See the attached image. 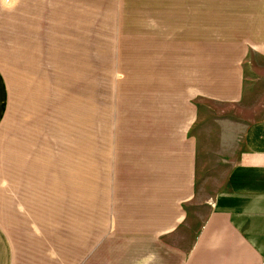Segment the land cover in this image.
Listing matches in <instances>:
<instances>
[{"label":"rangeland","instance_id":"obj_1","mask_svg":"<svg viewBox=\"0 0 264 264\" xmlns=\"http://www.w3.org/2000/svg\"><path fill=\"white\" fill-rule=\"evenodd\" d=\"M253 4L0 0V64L10 87L5 165L11 167L14 159L13 140L22 161H52L54 177L68 161V177L52 180L47 193L33 192L22 207H140L125 191L142 162L179 157L182 169L173 172L183 175V165L194 158L196 203L181 202L183 211H191L181 237L184 249L203 224L240 144L243 124L237 117L244 108L222 100L237 91L228 86L230 76L236 81L231 70L245 63L264 68V9ZM14 36L31 38L45 68H14ZM247 50L254 57L246 58ZM75 171L78 182L88 183L85 189L73 182ZM153 171L147 170L148 177ZM4 188L6 215L13 206L11 182ZM52 224L59 227L60 218ZM23 235L28 234H4L10 242ZM51 235L59 236V229Z\"/></svg>","mask_w":264,"mask_h":264},{"label":"crops","instance_id":"obj_2","mask_svg":"<svg viewBox=\"0 0 264 264\" xmlns=\"http://www.w3.org/2000/svg\"><path fill=\"white\" fill-rule=\"evenodd\" d=\"M253 3L264 9V0ZM14 37V68L22 64L45 68L46 61L32 51L31 38ZM245 57L254 55L247 50ZM1 68L5 67L0 64V211L7 182L12 184L13 206L11 213H0V264H264V68L245 63L231 70L236 81L230 76L228 86L237 91L222 100L244 108L237 117L243 124L240 144L232 151V164L203 224L184 249L181 237L191 211H183L181 202L189 207L196 203L194 158L183 165V175L173 172L182 169L179 157L151 160V166L142 162L125 191L134 204L141 201L140 207L69 210L34 208L31 203L22 207L21 200L31 201L33 192L47 193L52 180L68 177V161L65 166L61 163V176L54 177L58 171L54 173L52 161H22L20 146L13 140L14 159L6 167L3 129L10 111V87ZM148 169L155 170L150 177ZM80 176L75 171L73 182ZM80 183L84 189L88 185L84 178ZM55 217L60 218L59 227L52 224ZM58 229L60 235L52 239ZM7 232L28 235L10 242L5 240Z\"/></svg>","mask_w":264,"mask_h":264}]
</instances>
